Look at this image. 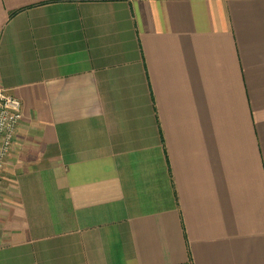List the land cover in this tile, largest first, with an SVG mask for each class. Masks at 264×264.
Here are the masks:
<instances>
[{"label": "crops", "instance_id": "1", "mask_svg": "<svg viewBox=\"0 0 264 264\" xmlns=\"http://www.w3.org/2000/svg\"><path fill=\"white\" fill-rule=\"evenodd\" d=\"M0 89V264H264V0H0Z\"/></svg>", "mask_w": 264, "mask_h": 264}, {"label": "built area", "instance_id": "2", "mask_svg": "<svg viewBox=\"0 0 264 264\" xmlns=\"http://www.w3.org/2000/svg\"><path fill=\"white\" fill-rule=\"evenodd\" d=\"M22 119L20 100L0 89V180Z\"/></svg>", "mask_w": 264, "mask_h": 264}]
</instances>
